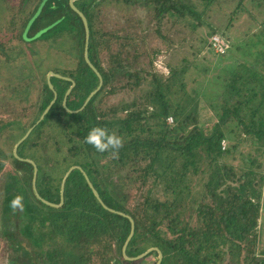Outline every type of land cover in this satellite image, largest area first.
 Listing matches in <instances>:
<instances>
[{"label": "trees", "instance_id": "obj_1", "mask_svg": "<svg viewBox=\"0 0 264 264\" xmlns=\"http://www.w3.org/2000/svg\"><path fill=\"white\" fill-rule=\"evenodd\" d=\"M232 1L74 0L86 27L71 0H0V53L29 58L30 71L47 60L43 72L60 75L20 107L0 98V140L22 139L18 155L0 143L7 264H157L160 253V264H264V0H247L256 13ZM118 4L130 12L107 28ZM213 11L218 23L204 21L203 36ZM246 11L251 26L226 38ZM214 35L225 50L214 51ZM186 43L216 60L192 59ZM52 125L66 138L42 140ZM97 126L121 138L115 152L85 142Z\"/></svg>", "mask_w": 264, "mask_h": 264}, {"label": "rangeland", "instance_id": "obj_2", "mask_svg": "<svg viewBox=\"0 0 264 264\" xmlns=\"http://www.w3.org/2000/svg\"><path fill=\"white\" fill-rule=\"evenodd\" d=\"M237 2H238V0H234L231 3L235 5ZM247 2H248L247 0H244V3L248 6V8H251V10H253L254 13H256V8H254L252 5L256 1H253V2L249 1V3H247ZM250 3H252V4H250ZM252 7H253V9H252ZM230 9L231 8L226 7L225 11L229 12ZM129 12H130V9L125 8L123 5H120V4L113 5V7L111 9H108V11L105 12V14L107 15L105 17L107 19L106 23H105L106 27L110 28L111 26L114 27V25H117L119 22L123 23L125 21L124 18L127 16L126 14H128ZM0 13H1V11H0ZM251 15L252 14L247 13V11L239 13L237 15H233L232 16L233 19H232L231 23L229 24L228 28L226 29V31H227L226 38L235 39L239 35L240 31L247 30V28L249 26H251V21H252ZM137 16L144 17L145 13L140 12L138 15H135L134 17H137ZM8 17L9 16H6L5 19L7 20ZM206 20H210L213 23H218V21L216 20V12L213 11V16L206 17V19L203 20V23H201L199 25V30H200L199 34L202 33L203 36H207V33H208L207 31H209V27H207V24L204 23V21H206ZM260 21H263V18H260ZM3 22L5 23V21H3ZM224 22H225V20H224ZM252 26H254V25H252ZM253 31H255V28H252V32ZM8 38H9L8 42H10L12 40V38H10V35L8 36ZM212 39L217 40V35H214ZM14 44H15L14 47H16V46L23 47V46L27 45V43L21 42L17 37L14 38ZM160 44H162V43L159 41H155V42L150 43V45L153 47H155L156 45H160ZM184 45H185L184 50H186L187 52H190V54L193 55L192 59L194 58V60H196V61H200V58H202L204 55L209 56L212 60L214 59L213 63L216 60V57L214 58V55L207 52V50H208L207 48H203V50L197 51L195 53L194 51H196V50L190 45V43H186ZM227 45L228 44H225V45L223 44V50H225V47H227ZM35 47L37 50L42 51L45 48V45L42 42H36ZM214 51L219 52V50H217L215 48V46H214ZM53 54H57V53H53ZM0 56L2 59H4L2 61V64L0 65V98H2L3 95L4 96L6 95L7 99L12 101V108L14 109L15 105L17 107H20V102L18 100H20L21 98H25L26 101L27 100L30 101L31 99H35L36 97H38V95L40 94L41 85L43 83V80H45L46 76L48 77V75L50 74V72L45 74L42 70L43 65H45L44 63L48 62L46 60V57H43V56H45V54H36L35 55L39 59H40V57H42L43 61L46 60L45 62H42L40 60V64L41 65L43 64V65L41 67H39L37 71L34 70L35 72L29 70V63L31 62V60L29 58L27 61V59H25L24 56H20L17 58V60H14V63H12V62H8L6 60L5 55L3 53H0ZM55 56L57 57V59H61L63 57L62 54H60V53H58ZM66 57H68V56H66ZM54 60H55L54 58L51 59V61H54ZM48 63L51 65V68L54 66V65H52L53 64L52 62H48ZM155 64H156L157 70L160 73L161 72L167 73V67H166V64L163 60H161L159 58V60H157ZM127 96H128L127 93L122 92L119 95L108 96L107 100L110 101V104H117L121 99L125 100ZM2 100H4V99H2ZM21 104H23V103H21ZM63 104H64V101H63ZM2 110H4V109H2ZM15 113L16 112L14 110V112L10 115V118L13 117V115H15ZM8 116H9L8 111L0 113V118H4V117L6 118ZM208 116H210V115H207V117H205L203 120H205L206 122L210 121L211 119ZM23 121L26 122V124H27L28 121H30V119L27 116L26 118H24ZM9 127L12 129V128H15L16 125H11ZM48 127L52 128L53 131L51 133H46V134L44 131L42 140H45V138L48 136H52L51 137L52 142H54L58 138H66L62 134L59 133V131H60V130L58 131L59 127H57L55 125L48 126ZM28 133L29 132H26L22 138L26 137L28 135ZM21 140L22 139H20L19 141H21ZM0 143H2V145L6 149H8V151H13L15 148V145H16L15 143L8 141L7 138L0 140ZM246 144L248 145V143H246ZM131 201H133V200H131ZM260 251H261L262 255L264 256V232H263V238L261 239ZM0 264H7V255L2 250H0Z\"/></svg>", "mask_w": 264, "mask_h": 264}, {"label": "clouds", "instance_id": "obj_3", "mask_svg": "<svg viewBox=\"0 0 264 264\" xmlns=\"http://www.w3.org/2000/svg\"><path fill=\"white\" fill-rule=\"evenodd\" d=\"M85 142L90 144L96 151L104 152L111 148L114 152L121 144V138L115 134L108 133L102 127H92L85 136ZM22 197L17 195L10 201L13 209L22 208Z\"/></svg>", "mask_w": 264, "mask_h": 264}, {"label": "water", "instance_id": "obj_4", "mask_svg": "<svg viewBox=\"0 0 264 264\" xmlns=\"http://www.w3.org/2000/svg\"><path fill=\"white\" fill-rule=\"evenodd\" d=\"M73 1L74 0H71V5H72V7L77 11V12H79V14L82 16V18H83V20H84V22H85V25H86V27H87V21H86V18H85V16H84V14L74 5V3H73ZM86 59H87V61L90 63V61H89V57H88V55H87V53H86ZM50 75H57V76H60L59 74H56V73H54V72H50V74L48 75V77H50ZM20 142V141H19ZM19 142L16 144V146H15V148H14V152L16 153V155H18L17 154V152H16V149H17V146H18V144H19ZM28 160H30V159H28ZM30 161H32V160H30ZM33 162V161H32ZM34 163V162H33ZM37 172V166H35V173ZM95 193L97 194V192H96V190H95ZM98 195V194H97ZM43 199V198H42ZM45 202H47V203H49V204H52V205H57V204H55V203H52V202H50V201H48V200H45V199H43ZM131 235H132V233H131ZM131 235H130V237H131ZM130 237L128 238V240L130 239ZM127 241V240H126ZM128 242V241H127ZM127 242L125 243V245H124V247H123V251H124V253H125V250H126V246H127ZM150 250H152V249H149V250H147L146 252H144V253H142V254H140L139 256H136V257H131L132 259L133 258H138V257H141V256H143V255H145L147 252H149ZM128 257V256H127ZM159 261H158V263L157 264H160V261H161V258H162V254L160 253L159 254ZM130 258V257H129Z\"/></svg>", "mask_w": 264, "mask_h": 264}, {"label": "built area", "instance_id": "obj_5", "mask_svg": "<svg viewBox=\"0 0 264 264\" xmlns=\"http://www.w3.org/2000/svg\"><path fill=\"white\" fill-rule=\"evenodd\" d=\"M214 45L216 46V48L219 50V51H222L223 50V45L219 39V37L217 36V40H214ZM221 48V49H220Z\"/></svg>", "mask_w": 264, "mask_h": 264}]
</instances>
